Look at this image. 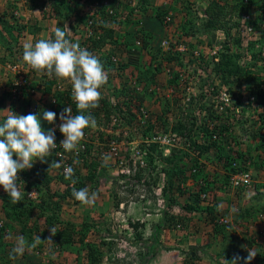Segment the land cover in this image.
I'll list each match as a JSON object with an SVG mask.
<instances>
[{
  "label": "rangeland",
  "instance_id": "1",
  "mask_svg": "<svg viewBox=\"0 0 264 264\" xmlns=\"http://www.w3.org/2000/svg\"><path fill=\"white\" fill-rule=\"evenodd\" d=\"M117 1L120 7L115 21L120 25L117 26L114 21L111 24L113 19H109L108 28L116 26L117 29L112 39L113 41L118 40L117 37L121 35L120 42L96 48L88 42L89 38L95 36V31L90 28L89 23L85 25L84 22L79 21V11L85 12L88 7L85 0H80L77 6L76 0H0V17L8 19L10 23L13 22L11 23L13 25L25 26V31L18 36L17 42L4 43L0 34V93L1 90H5L4 85L9 82L7 79L16 81L21 77L29 83L25 89L37 90L32 97L25 92L26 101H5V106L1 111L10 108L15 114L26 116L28 106L34 103L36 105L39 103L36 112L41 108L52 111V103L47 100V97H43L44 93L41 88L49 80L48 76L29 70L30 66L23 60L24 46L34 44L40 39H49L46 35L48 29H55L59 26L67 30L68 25L73 23L75 39L71 38L72 34L68 32L70 41L79 43L81 47L97 56L103 66H106L107 60L111 62L108 68L104 66L107 83L101 89L103 95L101 100L108 101L109 99L110 101L113 98L114 104L121 103V108L116 109L113 114L121 115L122 119L132 120L133 124L130 126L132 134L124 133L129 130L127 126L124 127L125 125L111 129V126L103 120L102 111L97 108L100 120L93 116L96 120V127L86 129L84 136L92 149L98 150L100 142L105 141V136L106 139L114 137L111 136L115 135L111 134L112 131L118 133L115 136L120 142L119 151L124 155L130 152V147L136 145L139 148V142L154 141L156 137L166 136L178 143L182 134L189 136L195 143H204L205 145L202 146L216 143L221 146V149L212 147L208 152L202 153L199 157L198 169L195 168L197 176L191 177L189 171L194 165L193 158L196 153L191 149L180 148L178 144L171 146L159 143L160 148L154 154L156 160L153 164L154 170L152 168L143 170L145 176L143 181L147 183L158 175L157 187L144 186L143 181L139 182L134 179V175L128 172L138 165L134 161L128 163L127 168L114 165L108 169L104 162L105 168L103 166L99 168L92 180H89L86 179V175L91 167L86 168V165L94 159L90 153H86L82 157L84 161L73 165L77 180L74 186L70 180L67 183L59 180L54 173L59 174L60 168H55L50 173L54 177L50 184L51 190L64 193L66 189H69L71 195L62 202L57 212L48 209L44 216L36 218L39 211L35 210L32 217L30 216L21 223H14L5 217L0 201V219L6 226L5 232L0 236V264H88L86 258L88 250L85 249V244L75 242L60 248L55 245L53 237L51 238L54 245L41 244L35 250L26 251L22 256L15 259L9 258L17 237L22 236L29 242L36 235L48 239L51 236L50 228H54L55 232L62 231L68 224H73L77 230H80L83 223L90 225L85 242L95 245L101 254V261L96 264H181L192 250L197 252L195 254L199 258L198 261L195 260L197 264H202L205 248L202 249L201 246L196 249L188 246L187 236L184 234L187 231L185 229L188 228L182 227L181 223L189 224L191 218V222L194 219L198 221V217L202 215L206 207V204H203L205 201L219 197L218 200L223 198L233 203L232 198L235 199L240 192L239 196L242 199L245 198L248 206H250L249 203L252 205L256 215L259 214V217L264 215V139L261 138V136L264 137V107L247 90L249 85L254 86L263 83L264 80V44L260 38L264 32L262 30L264 23L258 30H253V34H249L242 19L239 21L240 18L234 15L228 20L227 16L222 20L225 23L222 29L207 32L202 26L205 7L214 1L220 5L230 4L231 0H170L172 6L168 10L159 1L150 0L145 11L138 8L139 0ZM256 1L264 5V0ZM260 5H253L248 15L259 17L264 21V7L260 8ZM188 7L190 13L187 10ZM156 9L165 12L159 20L165 29L164 34L160 37L151 35L152 40L146 48L141 40V42L138 39L133 40L132 37V39L129 37L126 39L131 40V44L126 42L125 36L133 35L140 30L145 32L147 26L144 24V18H155ZM11 15L14 18V20L11 19L12 21L10 20ZM86 15L91 18L92 13L87 12ZM167 16L171 21L164 25L163 19ZM65 17H67L66 21ZM189 18L194 20V27L190 32L195 31V34H186V30L181 29L182 24H187L186 21ZM237 22L238 26L234 25ZM33 26L37 31L30 33L28 28ZM235 39H239L240 43L236 44ZM137 42L140 44L137 45ZM164 42H166L165 45ZM7 47L11 48L13 57L7 52ZM158 50L164 55L159 54ZM223 54L235 57L236 67L244 70L246 76L243 72H238L237 75L230 76L227 83H224V78L214 71L213 66L220 61V56ZM253 54L259 56L254 59ZM111 58H115L117 63L112 62ZM11 61L20 67V74L19 71L14 72L9 67ZM141 74L145 76L140 77ZM176 75L177 84H174L176 86L169 85V81L175 79ZM61 81L68 87L72 86L67 79ZM220 101H228V105H221ZM94 111L96 109L90 110V114L93 115ZM140 111L147 113L148 120L155 125L153 131L146 133L147 138L137 131L145 125L143 122L145 118L139 116ZM179 123L184 125L185 130H182V124L180 126ZM46 125L47 122H44L42 128L47 132ZM59 125L60 119L57 113L53 128L59 131ZM174 126L177 127L176 129L179 128V131L172 130ZM157 129L167 132H158ZM102 133L105 134L102 136ZM123 134H127V137L124 138ZM60 139H64L61 133ZM101 144L104 145L105 142ZM147 147L148 145H145L146 152H148ZM172 150L176 157H179L183 151V153L186 151L192 153L182 158L180 168L186 171L187 180L175 183L173 198L177 203L169 208L171 209L170 214L184 215L189 221L181 220L176 226L165 228L167 225H163L164 222L160 220L168 204L161 195V189L166 182L167 174L162 171L170 166L163 164L156 157L159 152L163 157H168ZM230 161L237 164L239 171L245 170L252 174L250 187L242 188L241 191L232 189L229 179L234 171H231L228 166ZM41 165L42 163L37 160L32 168H39ZM225 178L228 181L226 187L217 186L219 184L211 185L213 181L217 180V183H220ZM20 179L25 185V179ZM200 181L210 191L209 193L203 191L206 193L205 199H201V193L198 192ZM79 184H83L80 189L87 188L89 193L98 194L93 205H82L72 196L73 187L80 190ZM4 194L3 188L0 187V200ZM114 196L117 198L115 199ZM29 197L34 196L27 194V198L22 199L24 205L31 199ZM36 200L31 201L37 203L34 202ZM116 201L120 202L118 208L114 207ZM193 201H196L194 205L197 210L193 214L187 213L184 207L187 206L186 204L192 205ZM217 205V209L221 210L222 203L219 202ZM241 205L242 202L239 205L241 209L244 207L247 210L250 209V207H241ZM45 217H52V226L45 224ZM130 223H138L142 226L135 230L129 225ZM22 228L26 231L30 230V233L25 234ZM137 233H141L140 238L136 237ZM212 240L215 245L218 244L214 238ZM102 241L106 244H102ZM251 242L252 240L249 243ZM195 247H198L197 244ZM214 260H217V255ZM257 262L258 260L254 261V263Z\"/></svg>",
  "mask_w": 264,
  "mask_h": 264
},
{
  "label": "trees",
  "instance_id": "2",
  "mask_svg": "<svg viewBox=\"0 0 264 264\" xmlns=\"http://www.w3.org/2000/svg\"><path fill=\"white\" fill-rule=\"evenodd\" d=\"M80 0H76V6L79 4ZM86 4L88 5L87 10L85 12L83 11H79V21H82L88 24V22L91 20V24H90V28L95 31V36L93 38H89L88 42H90L91 45H94V47L96 48H100L103 45H108V44H114V43H119L120 42V38L121 35L117 37L118 40L113 41V34L114 31H116V26H113L111 29L108 28V24L110 23L108 20L109 19H113L111 21V24H113L112 22L114 21V23L116 22V25H120V23H117L116 20V14L117 11L120 7V3L117 0H85ZM139 5L138 8L143 9V11H145L146 5H148V0H139ZM216 1H214L211 5H208L207 7H205L204 11H203V23L202 26L205 28V30H207V32H210L211 30H216V29H222L224 27V22H222V20H224L227 16H228V20H230L231 17H233L234 15H236L237 17H239V21L242 19V22L245 23V27H252V30H258L259 28H261V26L263 25L262 23H264V21H262L259 17H248L247 19H245L244 17L246 15L249 14L250 8L255 5L258 4L260 5V3H258L256 0H231L230 4H219V3H215ZM263 4V3H262ZM262 4L260 5L262 7H264V5L262 6ZM59 6V4H57ZM56 6V8L58 7ZM59 9V8H58ZM57 9V10H58ZM110 9L112 10L113 14L105 17L104 15H107V10ZM190 8L188 7L187 10H189ZM226 10V11H225ZM82 12V13H81ZM92 13L91 18L88 17V15H86V13ZM190 13V10H189ZM163 14H165V12L160 11L159 9L155 10V17L158 20H161V17L163 16ZM114 16V17H113ZM10 18V17H9ZM14 20L13 16L11 15L10 20ZM67 17H65V21H66ZM11 20V21H12ZM238 21V22H239ZM187 25L186 23L182 24L181 29L186 30V34H195L194 32H190V30L194 27V20H192L191 18H189L187 21ZM234 23V25L238 26L239 23ZM13 23V22H12ZM17 24V23H15ZM22 24V23H20ZM0 25H1V38L3 40L4 43H10V42H17L18 36L20 34H23V32L25 31V26L23 25H13L10 22L2 19L0 17ZM69 29H70V34H72L71 38H74V34L73 32L75 31V27L73 26V23H70L69 25ZM3 28V29H2ZM14 28H17L16 30ZM264 30V29H262ZM28 31L30 33H34L35 31H37V29L33 26V27H29ZM212 32V31H211ZM264 32L261 35V41L264 44ZM70 35L69 33H67V37L70 40ZM130 38L133 40L138 39V41H142L143 42V46L146 48L149 44L150 41L152 40V36L150 33L148 32H144L143 30H140L139 32L133 34V35H129V36H125V41L129 42V44H131V40L127 41V38ZM132 37V38H131ZM49 38H53L54 39V32H52L49 36ZM140 41V42H141ZM125 42V45H126ZM135 42V41H134ZM234 42L236 44L240 43L239 39H235ZM250 46H252V44H250ZM7 52L10 54V56L13 57V53H11V48L7 47ZM159 54H161L162 56L164 55L163 52H161L160 50L157 51ZM254 59H256V57H258L259 55H252ZM236 57H238V55H236ZM235 57L228 55V54H223L220 56V61H218L217 63H215L214 66V71L217 72L218 74L220 73L221 76L224 78V83H227L228 79L230 78V76L232 75H237L238 72H243L244 76H246L244 70L239 69L236 67L235 61H234ZM11 64H15L14 62L11 61ZM111 65V62L109 60L106 61V66L105 67H109ZM144 77L145 74H141L140 77ZM9 82L7 84L4 85L5 90H1L2 92L0 93V111L4 108L5 106V101L10 98V100H13L16 102V100H22V101H26L25 98V92H22V94L20 95H16L13 97L11 90L13 88V80H9L7 79ZM177 75L175 77V79H173L172 81H169V85H174L177 84ZM52 85L53 82L47 81L46 85H45V89H44V95H51V90H52ZM29 86V83H28ZM34 86V85H33ZM176 86V85H174ZM172 86V87H174ZM171 87V88H172ZM35 88V86H34ZM0 89H1V85H0ZM3 89V88H2ZM248 92L250 93V95L255 96L256 101L258 100V102L260 103V105H262L264 107V80L263 83H258L255 84L254 86L249 85L247 87ZM12 97V98H11ZM53 98L55 100V104H51V109L54 113H61L62 111H64L65 108H72V112L73 115L74 113H76V106L70 104V97L65 95L64 93H55L53 95ZM101 104L98 107L99 111H102L103 113V120L105 121V123L109 125V117L111 114H113V112L119 108H121L120 105H122L121 103H118L115 107H112L107 101L105 100H100ZM77 114V113H76ZM119 115V114H118ZM97 117L98 119L100 118L97 108L96 111H94L93 115ZM0 122L3 121V116L0 115ZM119 117V116H118ZM159 120V117L156 116ZM100 120V119H99ZM132 120H127L126 118H123V123L122 126L124 127H128L129 129L131 128L130 126H132ZM122 122V121H121ZM144 125V128H141L140 131L139 129L137 130L139 133L141 132L142 136H145V138H147L146 133L153 131V129H155V125H153V122L146 120ZM182 123H179V125L181 126ZM117 129L116 126L111 127V129ZM177 127H173L172 130L179 131V128L176 129ZM181 128L184 129V125L182 124ZM55 129V128H54ZM132 131V130H131ZM156 131H163V133L167 132L166 130H156ZM205 132H207L205 130ZM101 133V132H99ZM105 133H102V136ZM132 134V133H129ZM158 134V133H157ZM179 134H182L181 132H179ZM183 135V134H182ZM101 139H103L102 137H100ZM262 140L264 139V137H262ZM60 131H58L57 129H55V141H60ZM105 140H106V136H105ZM101 143V142H100ZM145 144L148 145L147 147V154L145 157V166L144 167H138V165H136V170H135V174H134V179L141 182L144 180V174H143V170L147 169V168H152V170H154V162L156 161L154 158V154L156 153V151L160 148L159 143H153V142H142L140 144L141 148L145 147ZM99 149L96 150V152H100L101 149H106L105 147H101L99 145ZM212 147L218 148L219 150L221 149V146L213 143L211 145H207V146H200V145H194L193 148V152L196 153V156L194 155V165L192 167H190V171H189V175L191 177H196L197 173L193 174L191 173V171L195 168L198 169V165L200 162L199 157L202 156V153L204 152H208V150ZM95 152V153H96ZM174 150L171 151L170 156H164L162 155L161 152H159L157 154L158 157L157 160H159L160 162H162L165 165H168L170 167H167L165 169H163L162 172H164L165 174H167V179L166 182L163 185V188L161 189V195L164 196L166 202H167V210H165L163 212V217H161L160 222H164L163 225H167V227L165 228H170L172 226H176V224H178L179 221H185V219L187 221H189L184 215H172L170 214V210L169 208H171L173 205H175L177 202L176 200L173 198V192L175 191L174 188L175 183L176 182H185L187 180V176H186V171L182 168H180V164L182 162V158L183 156H189V153L186 151V153L181 152V154L179 155V157H176V155L173 153ZM99 154V153H96ZM47 162L46 163H42L41 167L39 168H31L29 169V171L25 170L23 172H20L18 175L20 176V178L25 179V187H24V198H27V194H30L31 192H34L35 196L31 199L28 200V203H26L24 205L23 200L20 201V203L14 205L10 202V198L8 197V195L5 193L4 195H2L1 197V205L3 208V212L5 214V217L10 220L13 221L14 223H21L22 221L28 219L30 216L32 217L33 213L35 212V210L39 211L38 216H36V218H39L41 216H44L45 212L48 211V209H52L53 212H57L60 208V205L62 204V202L70 195V190L66 189V191L64 193H56L53 192L50 188V184L52 183V181L54 180V177H52L53 175H51V171L54 169H51L49 171V165L55 160L57 161L56 157H55V153L52 151L51 155L49 157L46 158ZM93 161H90L89 164L86 165V168H88L89 166L91 167L90 170H88V174L86 175V179L92 180V178L95 176L96 171L103 166L105 168V163L104 161H102L100 159L99 156H95L93 157ZM110 160V159H108ZM106 163V168H111V166H113V164L111 163V161H108ZM88 162V161H86ZM131 163V162H130ZM228 166H230V170L234 171L233 167L231 166V164L229 163ZM61 168V167H60ZM59 169V168H58ZM148 170V169H147ZM187 170V169H186ZM56 175V177H58L59 180H63L64 182H68L69 180L65 179V175L60 174V170H59V174L54 173ZM146 179V178H145ZM151 179V178H150ZM21 180V179H20ZM157 182H158V175H156L154 177V179H152V181H150V183H147L145 181H143L142 185L144 186H150V187H157ZM227 178H225L224 181L221 180L220 183H217L216 181H213V183L211 185H217V186H223L226 187L227 183ZM81 187H83V184H79L78 188L80 189ZM208 187L207 186H203L200 185L198 192H203V191H207L208 193L210 191H208ZM71 196V195H70ZM114 198L116 199L117 197L114 196ZM37 199V200H36ZM31 200H36L34 202L37 203H33V201ZM187 206L184 207V209L187 211V213H192L194 211L197 210V208L195 207V205H191V204H186ZM120 206V202L116 201L114 203V207L118 208ZM203 212H207L209 215V218L207 219L206 224H210L212 225V229L213 232L217 235L222 234L223 232H225V229H227V227H225L224 225H219L218 223H214L213 225V221L215 219V213H213V209L210 208L209 206L204 207ZM52 222V217H45V224H47L48 226H52L53 223ZM131 227H133V229L137 230L139 227H141L138 223L135 224H129ZM182 227L187 228V224L186 223H181ZM80 230H77L76 227L73 224H68L67 227L63 228L62 231H56L55 232V236L53 237L54 239V243L55 245L60 248L71 245L75 242L84 245L85 244V249H87V253H86V258H87V262L88 264H96V263H100L101 261V254L98 251V248L93 245V244H89L88 242H85L86 239V233H88L90 225L87 223H83L80 226ZM6 226L5 224L3 225V227L0 228V236L2 235V233L5 232ZM25 228H22V231L25 234H29L30 230L26 231L24 230ZM23 233V234H24ZM141 233H137L136 237L140 238ZM77 237V238H76ZM46 237H41V240H45ZM233 240H235V238H233ZM102 244H106L105 241H102ZM1 246V243H0ZM231 248H233L235 245L234 244H230ZM202 250V249H201ZM200 250V251H201ZM205 254L207 253L206 251H204ZM197 252L193 251L191 253H189L188 255H186L187 257L184 258L183 262L181 264H197L196 261H198L199 258H197L195 256ZM204 254V253H203ZM208 254V253H207ZM196 260V261H195ZM191 261V263H190ZM261 264H264V261H260ZM199 263V262H198Z\"/></svg>",
  "mask_w": 264,
  "mask_h": 264
},
{
  "label": "clouds",
  "instance_id": "3",
  "mask_svg": "<svg viewBox=\"0 0 264 264\" xmlns=\"http://www.w3.org/2000/svg\"><path fill=\"white\" fill-rule=\"evenodd\" d=\"M68 32H70L68 27L65 30V28L61 29L58 26L54 29V39H40L34 44H26L23 51V60L38 74H46L49 78L55 77L57 80L67 79L70 81L72 99L75 102L77 114L73 115L70 107L65 108L60 114L59 131L64 137L60 146L65 152H76L78 154V148L85 136V130L96 127V120L90 114V110L98 108L99 101L103 99L101 89L107 83V73L97 56L81 47L79 43H73L66 38ZM26 90L23 92H26ZM47 96L43 95V97ZM32 106L37 107V111L39 103L37 105L35 103L31 104L28 109ZM36 111L26 116L17 115L10 108L0 111V115L3 116V121L0 122V187L3 188L10 198V202L14 205L20 203L25 194V185L18 174L31 169L37 160L46 163V158L57 147L55 129L46 132L41 126L40 119V116H42L44 122L54 124L56 113L43 109L38 113ZM178 145L180 148L193 151L194 145L202 146L205 144L195 143L189 136L182 135L178 139ZM14 156L16 159L13 158ZM102 159L107 163L109 157L105 154ZM231 163L232 161H230ZM73 164H79V160H74ZM61 166L60 161L54 160L49 165V171ZM64 171L65 179L70 180L74 186L77 183L74 168L68 166L65 167ZM201 183V181L198 182V189L200 185L204 186ZM21 185H23V188H21ZM232 189L235 188L232 187ZM236 189L242 190V188ZM199 193H201L200 198L205 199L206 193ZM33 194L34 192L28 194V196ZM202 195H205L204 198L201 197ZM72 196L82 205L91 206L95 203L98 194L96 192L89 193L87 188L77 190L73 187ZM220 218L227 219L228 224L224 226L230 227L231 221L228 217ZM219 219L216 223L222 225L219 223ZM259 219L264 221V215L260 216ZM50 233L51 236L43 241L39 235L34 236L31 242L22 236L17 237L15 247L12 248L9 258L15 259L22 256L26 251L35 250L41 244L54 245L51 237L55 236V229L50 228ZM247 251V257L234 256L230 261L223 258V264H239L241 260L244 261V264H251L257 253L252 249ZM257 263L261 264L260 261ZM252 264L256 263L253 262Z\"/></svg>",
  "mask_w": 264,
  "mask_h": 264
},
{
  "label": "crops",
  "instance_id": "4",
  "mask_svg": "<svg viewBox=\"0 0 264 264\" xmlns=\"http://www.w3.org/2000/svg\"><path fill=\"white\" fill-rule=\"evenodd\" d=\"M157 1H159L161 4H164V6L167 7L165 9L167 10L172 6L170 0H157ZM148 14L149 13H147V15ZM2 19L8 21V19H5L4 17ZM144 24H146L147 26L145 28V32L150 33L152 36L160 37L164 34L165 29L161 25V22L156 17L144 18ZM52 32H54V28L48 29L46 34L48 38ZM6 101H13V100L7 99ZM16 101H22V100H16ZM17 103L20 104L19 102ZM41 110L42 108L38 112H40ZM43 110H46V108H43ZM40 119L42 126V124H44L43 117L40 116ZM53 127L54 124L47 123L45 129L48 131L50 129H53ZM14 158L16 159L15 156ZM239 194L241 195L240 192L238 193V195H236L239 199H236L237 197L235 199L232 198L233 203H231L230 200L225 201L223 198L218 200L219 197L217 198L215 197L213 200L207 202L205 201L203 203L206 204V206L212 208L213 213H215L216 217L213 221V225L214 223L217 222V220L220 217H228L230 219L231 221L230 227L225 229V232H223L222 234L219 235L215 234L213 232L212 225L206 224L207 219L209 218L207 212H203L202 215L198 217L199 218V220L197 219L198 221H195L194 219L193 222H191L192 221L191 218L190 220L191 225L190 223L187 224L188 229H185L187 231L184 234L187 236L186 243L188 244V246L190 247L193 246L192 248H196V249L201 248L202 246V249L205 248V251L208 253V254L207 253L204 254L202 264H223V258L230 261L234 256L247 257L248 249H252L257 253L256 257L251 261V264L256 260L264 261V221L259 219L258 216L259 214L257 215L255 214L252 205L249 203L250 206H248L246 204L245 198L243 197L242 199L241 196H239ZM219 202L222 203L221 210L217 209L218 208L217 204H219ZM241 202H242L241 207L247 206L246 208L250 207V209L247 210L245 209V207L243 209L239 208ZM194 203H196V201H193L192 204L194 205ZM193 213L195 212H192V214ZM208 232L210 234H208ZM213 238L216 242H218L217 245H215L212 242ZM233 238H235V240H233ZM250 240H252L251 243H249ZM246 241L249 243V245H247L248 243ZM196 244L198 247H195ZM230 244H234L235 246L231 248ZM215 255H217V260H214ZM184 257L185 256H183V258ZM239 264H244V261L243 260L239 261Z\"/></svg>",
  "mask_w": 264,
  "mask_h": 264
},
{
  "label": "built area",
  "instance_id": "5",
  "mask_svg": "<svg viewBox=\"0 0 264 264\" xmlns=\"http://www.w3.org/2000/svg\"><path fill=\"white\" fill-rule=\"evenodd\" d=\"M107 15H105V17H108L110 15L113 14L112 10L108 9L107 10ZM249 17V15H246L244 18L247 19ZM171 21V19L167 16L163 19V22L165 25H167L169 22ZM89 25L91 24V20L88 22ZM86 30L88 31V29L86 28ZM247 32L250 34H253L254 31L252 30L251 27H247ZM137 45H139L140 43L137 42L136 43ZM164 45L166 44V42L163 43ZM215 53V52H214ZM116 59L115 58H111V61L114 62V63H117L115 61ZM10 68L14 71V72H18L19 71V74H20V67L18 65H15V64H9ZM30 71H34L32 70L31 68L29 69ZM31 72V73H32ZM22 75V74H21ZM49 81L53 82V85H52V93L51 95H48L47 96V100L52 103V104H55V100L53 98V95L55 93H64L65 95L69 96L71 99H70V104L72 105H75V102L73 101L72 99V86L68 87L66 85H64V83L61 81V80H57L55 77H52V78H49ZM26 85H28V83L26 82L25 78L24 77H21L20 80H13V88L11 90V93L14 96L16 95H20L22 94V92L25 90V87ZM44 87L45 86H42L41 88L44 90ZM138 90V89H137ZM26 92H28L29 94H31L32 96L37 92V90L35 89H28L26 90ZM112 107L116 106L117 103L114 104L113 102V98L109 101H107ZM221 102V105H228V101H220ZM100 101H99V106H100ZM37 107L35 106H32L28 109V112H27V115L29 113H34L36 111ZM60 114L61 113H58L59 117H60ZM119 116V117H118ZM139 116H141L142 118H145V120L143 122H145L146 120H148V115L147 113H143L140 111L139 113ZM122 121V122H121ZM123 124V119L121 117V115H114V114H111L110 117H109V125L111 127H114L116 126L117 128L121 127ZM133 131H136V130H133ZM132 131L129 129L127 131H125L124 133H131ZM109 134V133H107ZM111 134H115V135H118V133H113V131L111 132ZM115 135H111V136H114V137H110L109 139H106L105 141V144L102 145L101 142L100 143V146L101 147H105L106 149H101L100 152H96L95 149H92L88 144V141L86 140V138L84 137L83 140L81 141L80 143V146L78 148V154L76 152H72V153H69V152H65L64 149L60 146L61 142L63 140H60V141H55L57 147L53 150V152L55 153V157L57 159V161H60L62 166L60 168V173L65 175V167H68V166H72L73 167V161L74 160H79V162L81 161H84L82 159L83 155H85L86 153H90L91 157H95V156H99L100 159L102 161H104L102 159V157L107 154V156L109 157L111 163L113 164V166L115 165L116 167H120V168H124V167H128V163H130L131 161H134V162H137L138 166L139 167H144L145 166V157H146V148H141L140 145H139V148L135 146L133 147H130V152H127L126 155H124L123 153H121L119 151V146H120V142H118L117 138ZM87 136V135H86ZM123 137L126 138L127 137V134H123ZM149 142H153V143H160V144H169L171 146H176V143L174 139H171L170 137H166L164 136L163 138L161 137H156L154 138V141H149ZM149 142H146V143H149ZM170 142L172 144H170ZM141 144V142H139ZM138 143V144H139ZM175 144V145H173ZM128 145V144H127ZM147 145V144H145ZM188 145V144H187ZM130 146V145H129ZM99 153V154H96V153ZM123 155V156H122ZM127 158V159H126ZM105 162V161H104ZM233 169L235 170L234 173L230 174V179H229V184L233 187V188H247V187H250L251 184H252V174L249 172V171H239V167L236 165V163H233L232 165ZM135 166L133 167V169L131 171H128V172H131L132 175L135 174ZM196 172V169H193L192 170V173H195ZM202 184V183H201ZM32 196H35V194H33ZM205 195H202L201 197L204 198ZM219 223L222 224V225H226L228 224V220L225 219V218H220L219 219ZM3 221L2 219H0V228L3 227ZM256 264H259V263H256Z\"/></svg>",
  "mask_w": 264,
  "mask_h": 264
}]
</instances>
